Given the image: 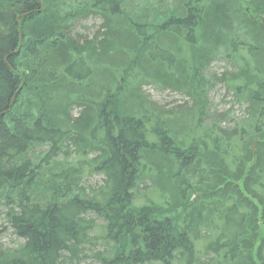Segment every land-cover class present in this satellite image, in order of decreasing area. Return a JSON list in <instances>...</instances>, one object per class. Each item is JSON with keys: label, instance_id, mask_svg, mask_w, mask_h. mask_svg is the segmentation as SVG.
<instances>
[{"label": "trees", "instance_id": "trees-1", "mask_svg": "<svg viewBox=\"0 0 264 264\" xmlns=\"http://www.w3.org/2000/svg\"><path fill=\"white\" fill-rule=\"evenodd\" d=\"M0 206V264H264V0H0Z\"/></svg>", "mask_w": 264, "mask_h": 264}, {"label": "rangeland", "instance_id": "rangeland-1", "mask_svg": "<svg viewBox=\"0 0 264 264\" xmlns=\"http://www.w3.org/2000/svg\"><path fill=\"white\" fill-rule=\"evenodd\" d=\"M99 22L100 19L95 18L94 20H90L85 23L87 26V32L90 31L91 36L95 33ZM225 68L226 63L224 61H217L212 64L208 72L221 73L225 70ZM131 86L132 85H130L129 88ZM141 94L144 97H148V100L157 103L159 106H164L166 109H171L183 103L185 100V98H183V96L178 92H174L172 90H162L159 85L153 83L143 85ZM231 100V97L228 96V93L225 92L223 85L221 84H217L213 92H211L212 104L220 111L228 109L230 107L229 102ZM234 111L240 112V107L236 105ZM75 114H77V111ZM102 180L103 176L93 175L86 179L85 185L99 186L102 185ZM141 192H143V194H150L152 190L149 189V185H145ZM140 202H143L142 199ZM89 218H93L95 224L94 231L90 234L91 241L81 247L83 251L72 261L71 264H101L95 258V254H100L101 252H106L108 250L107 243L102 238L104 235V222L102 220L95 219L93 216H89ZM21 244H23V240L14 234L13 229L8 225L6 210L3 206H0V246L4 248H17Z\"/></svg>", "mask_w": 264, "mask_h": 264}]
</instances>
